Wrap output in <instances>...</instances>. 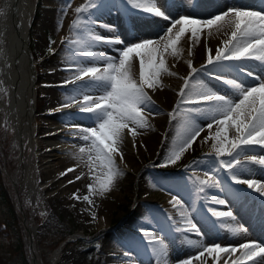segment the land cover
Returning a JSON list of instances; mask_svg holds the SVG:
<instances>
[{"label":"bare ground","instance_id":"bare-ground-1","mask_svg":"<svg viewBox=\"0 0 264 264\" xmlns=\"http://www.w3.org/2000/svg\"><path fill=\"white\" fill-rule=\"evenodd\" d=\"M164 1H166V4L169 3L178 7L181 6L180 11L183 14H180V11L173 12L171 10L172 8L165 9L164 4L158 2H156V6L164 13L163 16H155L150 12H144L141 9L133 8L127 1L102 0V6L98 4L97 7L90 8L88 13H83L82 15L84 18H89L85 19L88 20V27L91 29V32L101 36L103 39L120 40L128 44H130L129 42L132 40V43L136 44L143 40H152L161 43V41L168 35L167 30L164 29L163 22L174 18L171 16V12H173L176 20L182 15H185L190 19L200 21L212 19L214 16L209 17L208 15L214 9L221 10L222 14L232 6L264 13V0ZM39 2L40 0H0V88L4 93L8 91L10 95V101L6 100L3 104L6 109V119L13 122L16 126L19 138H21V136L23 137V134H29L33 137L32 146L34 147L35 159L27 164V173L24 176L22 183L27 185L31 199L36 198L39 194L46 197L48 196L47 193H49L48 191H50V189H53L54 187L56 189V187H59L51 197V202L55 207H58L59 203L56 201L59 200L60 202H63V200L66 199L65 203L68 209L73 206L75 201L79 200L74 198V194L79 197L84 194H89L87 186L94 183L93 175L89 173V167L87 166V154H84L83 160L77 158L79 155V149L81 147L87 149L88 147V144H85L86 141L80 138L81 133L79 132V129L89 128L88 124L91 120L89 117L92 115L91 113L80 112V104L83 101V95H100L102 93L95 92L92 89L81 90L79 94L74 93L76 96L75 101L68 102V106L65 107L57 106L54 112L58 115L70 113L74 119H67L66 123L52 127L49 131L41 134V139L39 140L38 131H36L32 124V119L35 117L36 113L34 82L37 74V60L36 58H32V68H29L27 63L30 52H33L30 41L31 29L34 24V18ZM71 3L70 11L66 18H63L65 19L62 24L63 27L59 31V35L63 38L62 40H65L64 42H66V40H75L86 35L83 28L73 30L71 27L72 22L76 19H73L74 14L76 15L75 8L84 5L86 0H71ZM108 4L115 5L109 6ZM111 7L115 8V10L109 15L107 13H109ZM165 11L167 12L166 14ZM92 13H95V15H92ZM50 26H52V24ZM191 27H193V25L186 26L188 29ZM175 30L176 29H174V31ZM231 31L232 28L230 26H224L219 31L215 27L211 30L204 28L200 33L201 39L198 43H193L192 39H190V32H187L177 44V47L182 49L180 56L174 57L167 53L165 54L169 69L176 73V75L162 74L160 77L163 85L162 88H157L156 90L146 89L148 95L154 102L150 109H145L143 112V115L148 120L150 126L146 128H138L135 137L128 133L127 129L124 130L123 142L120 145L123 148V151L120 149L123 153V159H121L119 155H117L118 157L115 159L117 167L125 170L127 172L126 175H128V171H130L140 180L145 176L146 172L150 170L148 166L141 169L136 165L137 162L135 159L137 149L141 152L144 148L149 147L151 149L152 158L154 159L151 164H153L154 168L157 167L155 163L156 161H159V163L162 162L163 165L166 164L167 157L174 146L177 134L182 131V121L179 115L182 110L179 113L176 112V118L171 119L170 121V112L168 113L167 109H172L174 106L177 107L181 100L179 91L184 86V78H187L191 72V69L187 64L188 60H191L192 67L198 70L204 66L203 71H198L194 74L195 80L205 84L207 77L212 80L215 79L216 87L212 90L215 92L219 90L223 92V95H235L232 86L225 83L227 80H235L237 83H242L244 87L257 85L260 82L256 79L257 76L264 80V71H261V67H258L260 66L259 61L228 60L219 61L214 64L207 63L209 55L208 49H211L210 54L214 58L216 55V49L223 48V41L230 38ZM139 34H141L143 38H141V41L136 42L135 38H137ZM133 39L135 40L133 41ZM120 44L121 43L108 44L101 41L95 43L91 48L85 47L84 51H90L102 56L118 59L113 46L118 47ZM64 48H70L74 53V56L70 57V61L73 63L65 67L67 70L72 71L76 67L81 66L103 67L106 63L103 59L94 60L92 57L83 56L80 48L71 43H69V45L63 43L59 49ZM240 66H243L245 70L239 71L238 69ZM210 69L216 70L217 74L219 72L224 76V79L214 78L208 75ZM133 71L138 79V58L133 62ZM248 71H252L253 75L249 76ZM72 72L74 75L75 72ZM65 77L67 76L65 75ZM83 83L84 81H76L75 88ZM69 84L70 83H66L62 85ZM62 91H60L61 94ZM57 99L59 100V98ZM62 99L64 100V98ZM183 105L184 104H180L177 108L179 109L180 107H183ZM193 117L197 125L204 126L208 122L196 114H193ZM214 130L215 128H213V131ZM207 134L208 130L205 127L204 131H202L200 136L197 137V141L193 143L192 148L187 150L179 161L175 164L168 163L166 165L169 169L176 168L179 164L188 160V158H190L189 155L194 150L201 147L207 149L208 152L206 153V157L201 156V159L191 160L186 166L187 170H182L179 181L182 184L181 187H173L174 189H170V193L161 194L160 197L157 195L156 200L159 202H152L153 208L151 210H141L139 209L141 207H137L127 218L124 219L120 226L107 229L106 235L109 238L114 237L111 244L113 243L117 244V246H123V249L126 250V252H123V249L121 250L120 248L115 249L118 252L117 256H96L94 252L91 254V258L96 263L101 260L106 262V264H122L121 262H123L124 258H129L127 264H164L163 260L153 251V246L149 244V240L152 236L158 238L159 235L162 236L164 244L166 245L167 264H182V261L185 260H190L191 264H199V261H201L200 264H226V262L227 264H232L233 261L241 256V252L243 251V249L238 248L239 246L236 244H259L261 247H264V195H261V192L256 191L255 188H250L247 192L246 189L242 187L247 184L236 183L233 181L228 170L221 168L219 164V160H228L230 157H216L211 148L212 141L210 140L208 143L203 141V137H206ZM231 135H234V133H230V136ZM43 143L46 148L40 150L42 147L40 145ZM243 147L245 148V152L243 155L239 156L241 164L234 168L233 172L237 174V179L241 180H245L244 177L251 174L254 177H257V185H264V166L255 164L253 167V164L247 161V156L249 155H264V148H261L259 145H245ZM143 153L141 158H145ZM212 157L216 158L215 166L223 177L227 189L225 188L226 191H223L220 187H206L204 192H199L197 185L198 180H207L210 176H217L215 175V169L213 170V173H207L208 175L201 170V161L205 160L210 162ZM31 165L33 168L29 167ZM43 168L45 169L43 170ZM69 168H74L75 170L67 172L66 175H62V173H65ZM101 174L102 170L96 169L95 176L100 177ZM77 176H82L83 178L77 180ZM215 179H217V177H215ZM69 181L73 182L69 183ZM173 192L177 193V196L181 198L180 200L185 201V203H180L183 205V209L180 208V205L174 206L173 195L175 193ZM217 200H223L224 204L215 203L214 201ZM100 207L101 209L97 212L96 216L98 218V224L102 225L104 222V216H101V214H104V206L101 205ZM210 208L222 212H224L225 209L226 212H231L233 218H239L241 214L245 217L237 219V221L235 219L233 222H226L227 219L225 217L212 216L209 211ZM185 210L192 223L197 226L198 232L177 231V228L183 229L185 226L187 227L181 214ZM153 211H156V213L163 218L160 219L159 216V218L156 217ZM110 222L111 220L108 219L106 222L107 225L110 224ZM126 225H133L135 227L134 231H128ZM35 227L36 226L34 225H30V231L32 234L33 231H35ZM237 227L242 228L245 231L234 235L233 232L229 230L230 228ZM79 233L80 232H75L71 236L75 238ZM119 236L125 238L127 242H123L118 238ZM128 240H130V243L132 240L134 241L133 244H130V248ZM194 243L199 244L201 248L198 249L197 247H194ZM217 244L222 248H228V246L232 244L238 247L231 246V248H236L237 251L231 253L227 258H222V253H212L211 255L204 253L199 259L195 258L199 255L198 252H200L203 247H214ZM35 245L36 244L33 243L32 247L36 251L38 247L36 248ZM109 248L112 250L111 247ZM147 249H149V253ZM217 256L222 258V262H216L217 259L215 258ZM61 257L62 254H60V247H58L48 255V260L51 264L52 262L60 260ZM63 257H65V260L68 259L69 263L67 262V264L74 263L73 259L68 254H65ZM256 259H260V257H257ZM76 261H78V259ZM33 264L49 263L41 262L37 259V255H35L33 258ZM244 264H254V262L251 259H246Z\"/></svg>","mask_w":264,"mask_h":264},{"label":"snow or ice","instance_id":"snow-or-ice-1","mask_svg":"<svg viewBox=\"0 0 264 264\" xmlns=\"http://www.w3.org/2000/svg\"><path fill=\"white\" fill-rule=\"evenodd\" d=\"M127 2L133 8L150 12L155 16L164 15L156 6V0H127ZM98 4L102 6V0H86L84 5L75 8L77 18L72 22L71 27L73 30L83 28L86 35L69 40V43L78 46L83 56L92 57L94 60L103 59L106 63L103 67H76L73 79L66 81V83L73 84L76 81H84L82 85H78L74 89L76 94L85 89L102 93L100 95L85 94L80 104V112L91 113L89 119H92L95 125L79 129L80 138L90 143L87 149L81 147L77 156L78 159L83 160L84 154H87V166L89 173L93 175L94 183L87 186L89 194L83 196V200L90 204L92 203L90 195H103L110 191L116 177L122 175L116 165L115 158L119 155L123 159L120 145L123 142L124 130L127 129L128 133L135 137L138 128L150 126L143 112L145 109H150L154 102L146 89L162 88L160 80L162 74L176 75L169 69L165 54L174 57L180 56L182 49L178 48L177 44L187 32H190V39L193 43H198L201 39L200 33L204 28L211 30L215 27L219 31L224 26H230L232 28L231 36L228 40L223 41V48L216 49L214 58L210 54L211 49H208L207 63L255 60L260 62L258 67L264 71V67H262L264 66V13L262 12L232 6L222 14L206 21L190 19L188 16L182 15L167 29L168 35L161 43L143 40L132 46H125L120 51L118 59H114L84 51L85 47L91 48L95 43L101 41L108 44L122 43L120 40H105L91 32L88 20L82 14L88 13L90 8L97 7ZM187 25H193V27L188 29ZM174 29L176 30L174 31ZM136 58L139 61L138 79L133 71V62ZM187 64L191 72L187 78H184V86L179 91L181 100L177 107L180 104L191 105V107L185 108L179 113L182 131L177 134L164 166L179 161L183 154L192 148L193 143L197 141V137L206 127L208 135L203 137V141H212L211 148L216 157H230L228 160H219L220 167L227 169L236 183L247 184L264 195V185H257V182L251 179H237V174L233 172V169L241 164L239 156L245 152L243 146L259 145L264 148V80L257 76L256 79L260 82L249 87H244L242 83H237L235 80H227L225 83L232 86L235 95H220L204 83L195 80L194 74L203 71L204 66L198 70L192 67L191 60H188ZM238 70L243 71L244 67L240 66ZM248 75L252 76V71H248ZM75 98V95L67 97L69 102L75 101ZM193 114L207 120V124L197 125ZM170 115L175 119L177 113H170ZM213 128H215L214 131ZM230 133H234V135L230 136ZM247 161L264 166V155H249ZM96 169L102 170L100 177L95 176ZM74 170V168H69L62 175ZM206 175L208 174L206 173ZM82 178V176L76 177L77 180ZM72 182L69 181V183ZM197 185L198 191L204 192L206 187H219V182L214 176H210L207 180H198ZM74 198L80 199L75 194ZM173 202L174 206L180 205V208L183 209V205L175 197H173ZM214 202L224 204L223 200ZM209 211L215 217H230L232 215L231 212H222L211 208ZM181 214L187 227L177 228V231L198 232L197 226L192 223L186 210ZM93 218H95L94 214ZM229 230L234 235L245 231L238 227ZM149 244L153 246V251L163 260L164 264H167L164 239L152 236ZM193 246L201 248L199 244L194 243ZM240 249H243L241 256L232 264H244L246 259L253 260L254 264H264V247L259 244L243 243L240 245ZM236 251V248H222L217 244L214 247H203L195 258L199 259L204 253L209 255L212 253L230 254ZM257 257L260 259H256ZM215 259L218 260L219 256ZM182 264H191V261L185 260L182 261Z\"/></svg>","mask_w":264,"mask_h":264},{"label":"rangeland","instance_id":"rangeland-1","mask_svg":"<svg viewBox=\"0 0 264 264\" xmlns=\"http://www.w3.org/2000/svg\"><path fill=\"white\" fill-rule=\"evenodd\" d=\"M122 1L126 2L127 0ZM156 2L164 4L165 9L172 8L171 10L173 12H178L181 8V6L178 7L169 3L166 4V1L164 0H156ZM71 4V0H40L36 10L34 24L31 29V46L37 58L38 75H40V80H38V84L40 86L38 88L39 93L37 91V100L39 96L43 95V101L46 102L43 110H38L36 108V115L32 119V124L36 131H38L39 140L41 139L40 135L44 134L46 131H49L50 129H52V127H55L58 124L66 123L67 119H74V117L71 116L70 113L61 115L54 113L57 106L65 107V105L69 102L67 97H69L70 94V96L75 95V84L70 83L71 85H62L66 84V81H70L74 77V75L72 74V71L74 70L71 71L65 68L66 66H69L71 65V63H73L72 61H70V57H73L74 53L70 48H64L65 50L59 49L63 43L69 45L68 40H66V42H64L65 40H62L63 38L59 35V31L63 27V20H65L63 18H66L67 14L69 13ZM111 5L113 6L115 4ZM114 10L115 8H110V11L113 12ZM173 12H171V16H173L174 18L170 20H165L163 22V26L165 27L164 29L166 30L171 27L172 23L176 20L175 16L173 15ZM166 13L167 12L165 11V14ZM180 14L183 13L180 11ZM219 14H221V10L214 9L208 16L213 17ZM74 18H77V14H74L73 19ZM51 24L52 26H50ZM141 38L143 37L141 34H139L137 38H135L136 42L141 41ZM135 39H133V41ZM129 43L130 44L122 42L118 47L113 46V49L116 52V57H119L118 55L120 51L123 50L125 46L133 45L132 40H130ZM65 62L68 65H66ZM65 75L68 78L65 77ZM208 75L214 78L219 77L221 79H224V76L221 75L219 72L217 74L216 70L214 69H210ZM58 79L61 80L59 81ZM205 84L211 89H215L216 87L215 79L212 80L209 77H207ZM71 86L74 88H72ZM60 91H62V94ZM216 92L217 94L223 95V92L219 90H217ZM58 93L60 96L58 95ZM5 94L6 92L4 93V91H2V89L0 88V152L4 156V162L2 163V165L4 166L3 172H5L4 180L6 188L11 198L12 205L10 206L5 203L4 199L1 197L0 194V237L5 239L6 241L11 240L12 235H15L14 231L12 232V229H15L18 226V228L22 230V236L24 238V246L21 250L4 256V259L2 260H4L6 264H25L23 255L27 256L29 264H33V258L35 255H37V259L41 262H47L50 264V261L48 260V255L59 246L60 254H62V260L60 259L56 261L55 264H67L68 259L66 258L67 260H65V257H63L65 254H68L73 259V264L104 263L101 260L96 263L91 258V254L95 252L98 246L112 242L114 240V237L109 238L106 235L107 229L120 226L124 219L127 218L131 214V212H133L137 207H141L139 208L141 210H151L153 208L152 202H159L158 200H156L157 195H159L160 197L161 194L170 193V189H174L175 187L179 188L182 186V184L179 182L181 172L182 170H187L186 166L190 163V161L194 159H201V156L206 157V153L208 152L205 147L196 149L189 155V161L186 160L183 163L179 164L178 167L169 169L168 167L164 166L162 162L159 163V161L155 162L157 167L154 168L153 164H151L154 159L152 158V152L149 147L144 148L142 152L137 149L135 159V161L137 162L136 165L139 166L141 169H144L145 166H148L150 168V170L146 172L145 176H143L142 179L139 180V178L134 176V173L130 171H128V175H126L127 172L118 167L121 170L122 175L116 177L113 185L111 186L110 191L105 192L103 195H90L92 204L88 203V201L83 200V196L88 195L84 194L80 197V201H75L73 206L69 207L68 209L65 203L66 199L63 200V202H60L59 200L56 201L57 203H59V206L55 207L51 202V197L53 196L54 192L59 189V187H56V189L55 187L53 189H50V191H48L49 193H47L48 196L46 197H43L42 194H39L36 198L31 199V195L28 192L27 185L25 183H22L24 176L27 173V164L31 163L32 160L35 159L34 147L32 146L33 137L29 134H23V137L21 136V138H19L16 126H14V124L10 122V120L6 119L5 107L3 105L4 100L6 98ZM57 98H59L60 101ZM62 98H64V100ZM188 107H191V105H183V107H180L179 109L174 106L172 109H167V112L179 113L181 110ZM171 119H173V117L170 115V121ZM93 126L95 125L93 120L91 119L90 123L88 124V127ZM209 141L210 140H208L207 143ZM89 143L90 142H85L86 145H89ZM40 146H42L40 150H44L46 148V146H44V143ZM120 149L123 151L122 147ZM142 153L144 154L145 158H141ZM213 161L216 162L215 157H212L210 162L202 160L201 170L205 173L211 174L215 169V175H217L215 177H217V181L219 180V187L220 189L222 188L221 190L226 191L227 188L225 186V181L221 176L220 172L217 170V167L215 166V163H213ZM254 166L255 164H253V167ZM29 167L33 168L32 165ZM44 169L45 168H43V170ZM209 169L212 171H210ZM244 179H251L256 181L257 177L248 174L246 177H244ZM15 182L17 183L16 185L14 184ZM16 187H18L20 199H18ZM242 187L246 189L247 192L250 189V187L247 185ZM173 193H175L173 197L179 200L180 203H185L184 200H180L181 198L177 196L176 192ZM21 204L24 206V210L28 214V225L32 224L36 226L35 231H33V236L35 237L34 239L36 244L35 246L36 248L38 247L36 251L29 243V234L26 229V224L22 216H20L21 210L19 208V205ZM101 205L104 206V214H101V216H104V222L102 223V225H99L97 222L98 218L96 214L101 209ZM10 209L16 212L18 219H16V225L12 224L11 227H8L4 224V222L11 221V219H9V215L11 212ZM224 212H226L225 209ZM92 213L95 215V218L91 217L93 216ZM153 213L156 217L159 216L160 219L163 218L162 216L157 214L156 211H153ZM243 217L245 216L242 214L239 218H233V216L225 217L227 219V221L226 219L225 221L233 222L235 221V219L237 221V219H241ZM108 219H110L111 222L107 225L106 222ZM56 228L74 230L73 233H80L77 237L71 238L68 241L64 242L62 245L54 247L53 243L58 237V233L55 230ZM126 229L132 232L134 231L135 227L133 225H126ZM118 238H120L125 243L127 242L126 239L122 238L121 236H119ZM158 238H162V236L159 235ZM133 243V240L131 243L130 240H128L129 248L130 244ZM236 245H238L239 247ZM236 245L232 244L228 246V249H230L231 246H236L240 248L241 243ZM119 248H121L122 250L123 246H120ZM147 250L149 253V249ZM122 251L126 252V250L124 249ZM230 254L222 253L221 257L227 258ZM222 258H219L218 260H216V262H222ZM77 259L78 261H76ZM128 260L129 258H124V263H121L127 264ZM200 263L201 261H199V264Z\"/></svg>","mask_w":264,"mask_h":264},{"label":"trees","instance_id":"trees-1","mask_svg":"<svg viewBox=\"0 0 264 264\" xmlns=\"http://www.w3.org/2000/svg\"><path fill=\"white\" fill-rule=\"evenodd\" d=\"M44 105H45V102L43 101V98H40L38 107L42 108ZM0 194H1V197L4 199L5 203L11 206V198L9 196L8 190L5 185L4 174H3L1 167H0ZM10 210L11 212L9 215V219H11V221L5 222L8 227H11L12 224L16 225V219H18L14 210L12 209ZM55 230L58 233V237L55 241V244L58 243L60 240L64 239L66 235L70 232V230H64V229H59V228H56ZM13 231L15 235L13 234L12 239L9 241H6L5 239L0 237V264H6L4 260H2L4 259L5 255L12 254L13 252L21 250L22 247L24 246V238L22 236L23 234L20 228H18L17 226L15 229H12V232ZM23 259H24L25 264H29L27 257L25 255H23Z\"/></svg>","mask_w":264,"mask_h":264}]
</instances>
